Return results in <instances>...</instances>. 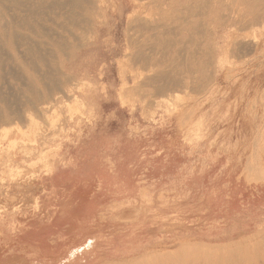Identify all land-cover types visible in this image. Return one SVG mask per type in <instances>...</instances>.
Instances as JSON below:
<instances>
[{"label": "rangeland", "instance_id": "obj_1", "mask_svg": "<svg viewBox=\"0 0 264 264\" xmlns=\"http://www.w3.org/2000/svg\"><path fill=\"white\" fill-rule=\"evenodd\" d=\"M213 2L194 14L203 0H103L101 35H76L82 45H48L30 65L0 50V108L24 117L0 120V264H68L89 243L101 264L147 250L140 264H184L189 250L185 264H223L218 251L228 264L248 236L264 258V0ZM196 23L204 68L190 73ZM159 71L186 88L158 87Z\"/></svg>", "mask_w": 264, "mask_h": 264}, {"label": "bare ground", "instance_id": "obj_2", "mask_svg": "<svg viewBox=\"0 0 264 264\" xmlns=\"http://www.w3.org/2000/svg\"><path fill=\"white\" fill-rule=\"evenodd\" d=\"M200 0H194V3H197V2H199ZM204 1V3H205V5L204 6H200V7H198V6H193V7H191V12L192 13H194V14H198V12H199V8L201 9V12L202 13H207V12H210V11H213L214 10V8H215V4H214V2H213V0H203ZM0 50H2V51H4V49H5V51H6V49H9L10 51H13L14 52V60H16V62L18 63V64H23V63H25V61H26V63L28 64V65H30L31 63H32V60H33V62L36 60V58H39L40 57V55H41V57H42V54H41V51H42V49L43 50H45L46 49V46H48V45H52L53 47H57L59 50H61V51H64V50H66V49H69V47H71V46H73V45H77V46H79V44H83V43H80L79 42V40H78V42H75L76 44H73L74 43V41L75 40H77L78 38L76 37V35H78L79 36V34H81V33H87L88 34V32L89 31H94V33L97 35V34H99V35H101V33H100V29H98V26H101L102 24H105L106 22H101V21H99L98 19L100 18V17H102L103 16V14H101V11L103 10V11H105L106 10V7L105 6H103V0H0ZM49 13H51L52 15L49 17V18H47V16L49 15ZM52 18V19H51ZM49 20H51V25L50 26H47V22H49ZM141 24V28H148V27H151V26H153L152 24H150V23H143V22H141L140 23ZM252 24V23H251ZM203 23H196V25H193V27L198 31V33H200V35L202 34V32L204 33V31H203ZM75 29H77V30H75ZM75 30V31H74ZM81 30V31H80ZM87 34H85V35H87ZM97 37V36H96ZM93 38V37H92ZM200 38H202V35L200 36V37H198L197 39H193L192 40V42L193 43H191V46H190V50H191V53H192V57H193V60H194V63H195V65L192 67V69H191V71H190V73L192 72V70H193V72L194 73H196L198 70V67H200V68H204V65H203V63H202V61H204V59H205V53H204V51H203V48L202 47H200L199 46V42L201 41L200 40ZM80 39V38H79ZM151 39V38H150ZM149 39V40H150ZM94 40V39H93ZM153 42L155 43V44H160V42H159V38L158 37H155V39L153 40ZM153 43V44H154ZM89 44V43H88ZM52 47V48H53ZM45 48V49H44ZM51 49V48H50ZM48 50V49H47ZM48 52V51H47ZM46 52V53H47ZM4 53V52H3ZM9 53V52H8ZM5 54V53H4ZM11 55V54H10ZM0 56H1V54H0ZM44 56H45V54H44ZM54 56V55H53ZM52 56V57H53ZM2 57V56H1ZM11 57V56H10ZM69 57V56H68ZM135 59H136V61H138V60H144V59H146L147 58V55L145 54V52H143V51H138L137 53H136V55H134L133 56ZM27 59H29V60H31V62L30 63H28L27 62ZM208 59V58H207ZM5 61V60H4ZM43 62H44V59H43ZM2 63V62H1ZM35 63H36V61H35ZM3 64V63H2ZM37 64V63H36ZM35 64V65H36ZM197 64H198V66H197ZM202 64V65H201ZM4 65V64H3ZM2 65V66H3ZM6 65V64H5ZM39 66V65H38ZM37 66V67H38ZM5 67V66H4ZM9 70V69H8ZM13 70V69H12ZM40 70V69H39ZM38 70V71H39ZM53 70V69H52ZM35 71H37L36 69H35ZM10 72V71H9ZM12 72V71H11ZM17 72V71H16ZM45 72V71H44ZM47 72V71H46ZM49 72V71H48ZM4 73V72H3ZM18 73V72H17ZM16 73V74H17ZM21 73V72H20ZM19 73V74H20ZM23 73V72H22ZM201 78H209V76L210 75H207V73L204 71V70H202L201 71ZM7 74V73H6ZM63 74V73H62ZM4 75V74H3ZM24 75V74H23ZM42 75H43V73H42ZM69 75V74H68ZM200 75V74H199ZM25 76V75H24ZM64 76V75H63ZM183 74H181L180 72H175V73H173L172 75L169 73V72H167V71H159V72H157L153 77H151V78H149V80L150 81H156V82H158V87L160 86V83L161 82H165V83H167V84H169L170 85V88H173V89H177V90H179L178 88H186L185 86H186V84H185V82H184V80H183ZM197 76V75H196ZM195 76V74L193 75V77L195 78L196 77ZM5 77V76H4ZM52 77V76H51ZM62 77V76H61ZM65 77H67V80H68V76H65ZM65 77H62V79H64ZM197 77H199V76H197ZM8 78V77H7ZM20 78V77H19ZM18 78V79H19ZM53 78V77H52ZM58 78V77H57ZM71 78V77H70ZM17 79V78H16ZM60 79V78H59ZM73 79V78H72ZM75 79V78H74ZM25 80V79H24ZM197 80V79H196ZM55 81V80H54ZM61 81V80H60ZM206 81V80H205ZM3 82V81H2ZM72 82V81H71ZM16 83V82H15ZM25 83V82H24ZM49 83V82H48ZM54 83V82H53ZM135 83V82H134ZM26 84V83H25ZM55 84V83H54ZM136 84V83H135ZM27 85V84H26ZM47 86H48V84H46ZM137 85V84H136ZM8 86H10V85H8ZM12 86V85H11ZM134 86V85H133ZM0 87H1V85H0ZM49 87V86H48ZM57 87H58V85H57ZM50 88V87H49ZM61 88V87H60ZM59 88V89H60ZM164 89L165 88H167V86H164L163 87ZM210 88V87H209ZM208 88V89H209ZM1 89V88H0ZM58 89V90H59ZM49 90V89H48ZM62 90L63 91H65L63 88H62ZM34 91V90H33ZM134 91V90H133ZM3 92V91H2ZM1 92V93H2ZM9 92V91H8ZM11 92V91H10ZM23 92V91H22ZM1 93H0V95H1ZM49 93H51V92H49ZM19 94H21V93H19ZM42 94V93H41ZM66 94V93H65ZM64 94V95H65ZM199 94V93H198ZM9 95V94H8ZM49 95V94H48ZM73 95V94H72ZM66 96V95H65ZM38 95H36V99H38ZM43 97V96H42ZM72 97V96H71ZM5 98V97H4ZM3 98V99H4ZM41 98V97H40ZM9 99V98H8ZM17 99H19V98H17ZM31 100H32V98H31ZM30 100V102H31V104H34V103H32V101ZM40 100V99H39ZM10 101V100H9ZM29 101V100H28ZM34 101V100H33ZM42 101V100H41ZM53 101V100H52ZM13 102H14V100H13ZM29 102V103H30ZM38 102V101H37ZM15 103V102H14ZM18 103V102H17ZM125 103V102H124ZM46 104V103H45ZM52 104V103H51ZM247 105V104H246ZM19 106V105H18ZM17 106V107H18ZM37 106V105H36ZM36 106H34L35 107V110L37 109L36 108ZM16 106L15 107H12V105L10 106V105H8V103L7 102H5L4 103V105L2 106V108H0V120L1 119H3V118H13V119H23L24 117L22 116V112H21V109L18 107L17 108ZM22 108V107H21ZM32 108V107H31ZM31 108H29V109H31ZM39 108V107H38ZM40 109V111H41V108H39ZM27 110V109H26ZM35 110L33 111V112H35ZM42 110H43V108H42ZM48 109L46 108V111H47ZM37 111H38V109H37ZM39 111V112H40ZM33 112H31V113H33ZM39 112H38V114H39ZM44 112H45V110H44ZM143 112V111H142ZM26 113V112H25ZM30 113V114H31ZM46 113V112H45ZM47 113H49V112H47ZM81 113V112H80ZM37 114V113H36ZM35 114V115H36ZM41 114H42V111H41ZM146 114V113H145ZM27 115V114H26ZM147 115V114H146ZM24 116H25V114H24ZM31 116V115H30ZM43 116V115H42ZM45 116V115H44ZM43 116V117H44ZM34 117V116H33ZM39 117H40V115H39ZM146 117V116H145ZM35 118V117H34ZM33 118V119H34ZM45 118H46V116H45ZM32 119V118H31ZM32 119V120H33ZM41 119H43V118H41ZM7 120H9V119H7ZM7 120H6V122H7ZM24 120V119H23ZM5 121V120H4ZM13 121V120H12ZM20 121V120H19ZM30 123H32V121L30 122ZM37 123V122H36ZM9 124V123H8ZM26 124V123H25ZM25 124H23V125H25ZM41 124V123H40ZM13 125V124H12ZM16 125V124H15ZM27 125V124H26ZM46 125V124H45ZM47 125H49V124H47ZM54 126V125H53ZM24 127H26V126H24ZM47 127V126H46ZM50 127V126H49ZM1 128H4V125H3V127H1ZM0 128V129H1ZM5 129V128H4ZM3 129V130H4ZM18 129H20V128H18ZM2 130V129H1ZM1 132V131H0ZM22 132V131H21ZM25 132V131H24ZM2 134V133H1ZM0 134V135H1ZM35 135V134H34ZM30 138V137H29ZM16 139V138H15ZM21 140V139H20ZM16 142V141H15ZM34 142V141H33ZM36 142V141H35ZM25 143V142H24ZM12 144V143H11ZM8 146H9V144H8ZM12 146V145H11ZM15 146V145H14ZM4 147V146H3ZM7 147V146H6ZM10 147V146H9ZM7 149H9L8 147H7ZM3 151V150H2ZM5 151V150H4ZM1 153V152H0ZM1 161V160H0ZM8 161V160H7ZM10 162H11V160H10ZM50 162V161H49ZM52 163V162H51ZM50 163V164H51ZM7 164V162H6V160H5V165ZM9 164H11V163H9ZM9 164H8V166H9ZM48 164V163H47ZM46 164V165H47ZM247 164V163H246ZM12 165V164H11ZM42 165H44V163L42 164ZM251 165V164H250ZM1 166V165H0ZM4 166V165H3ZM7 166V167H8ZM15 166V165H14ZM50 166V165H49ZM51 168H49V167H47V168H49V171H52V169L55 167L54 165L52 166H50ZM13 168V167H12ZM253 168H255V167H253ZM20 169V168H19ZM248 169H249V166H248ZM252 168H250V170H251ZM2 170V169H1ZM253 170V169H252ZM2 171H4V170H2ZM247 171H249V170H247ZM4 173H6V169H5V172H3L2 174H4ZM18 173V172H17ZM16 173V174H17ZM248 173V172H247ZM7 174V173H6ZM240 174H242V173H240ZM12 175V174H11ZM15 174H13V176H14ZM10 178H11V176H9ZM14 177H16V176H14ZM14 177H13V180H14ZM17 178V177H16ZM250 179V181H251V178H249ZM16 180V179H15ZM1 183V182H0ZM4 184V183H3ZM3 184H0V186H2ZM100 187V186H99ZM142 191V190H141ZM10 197H11V195H10ZM12 197H14V196H12ZM15 198V197H14ZM38 201V200H37ZM129 201V200H128ZM150 201V200H149ZM117 202V201H116ZM123 202H121V204H122ZM125 203V202H124ZM127 203V202H126ZM35 204V203H34ZM34 204H33V206H34ZM231 207V206H230ZM232 208V207H231ZM2 209V208H1ZM101 212V211H100ZM167 226V225H166ZM165 226V228H167ZM170 226H172V225H170ZM261 231L263 232V230L261 229ZM259 233V234H261V235H263L264 234V232L263 233ZM258 235V234H257ZM253 236V235H252ZM221 237H223V236H221ZM220 237V238H221ZM255 237V236H254ZM244 238V237H243ZM251 237H247V239H246V237L244 238V239H246V241L244 240V239H238V240H235V241H232V242H225V243H227V244H229V246L227 245V247H229L230 248V245H231V250L233 249L234 250V248H233V246H236L238 243L237 242H241L242 240H243V242L245 241V246H246V243H249V240H251L250 239ZM263 238H264V235H263ZM92 239H94V238H92ZM249 239V240H248ZM183 240H185L184 238L182 239V240H180V241H182L181 242V245H182V243H183ZM93 241V240H92ZM194 241V240H193ZM248 241V242H247ZM252 241H254V240H252ZM252 241H250L251 243H252V245H250L251 243H249V244H247V245H250V247H252L253 245H255ZM198 242L200 243L201 241H199V240H197V243H196V245H199L198 244ZM234 242H236V245L234 244ZM240 242H239V245H240ZM255 242V241H254ZM256 242H258V240H256ZM177 243V242H176ZM184 243H186V242H184ZM190 243V242H189ZM225 243L224 244H222V246H224L225 247ZM232 243H233V246H232ZM93 244H95V243H89L88 244V247L90 246V253H88V254H84V253H82L81 252V250H79V249H77V250H74V251H72V254H71V261L68 263V264H101V263H98V259H99V256L98 257H95V255H93L92 253L94 252L93 251V249H91V248H93L94 247V245ZM165 244V243H164ZM169 244V243H168ZM173 244V243H172ZM171 244V245H172ZM187 244V243H186ZM191 244H192V240H191ZM195 244V243H194ZM206 244V243H205ZM205 244H203V245H205ZM208 244V243H207ZM206 244V245H207ZM215 244V243H214ZM218 244V243H217ZM219 244H221V242H219ZM241 244H244V243H242L241 242ZM170 245V246H171ZM174 245V244H173ZM178 245H180V244H178ZM180 245V247H182ZM193 245V244H192ZM191 245V246H192ZM195 245V246H196ZM200 245L202 246V244L200 243ZM165 247V249H166V245H164ZM176 247H177V245H175ZM189 246V245H188ZM195 246H193V248L195 247ZM245 246H242V247H244V249L245 248H248V250L247 249H243L242 250V252L243 253H241V250H235V251H237L238 252V254H237V252L235 253V255L236 256H231L230 258H231V260L229 259V262L231 261V263H228V264H252V262H255V261H253L255 258H256V256L257 257H259V258H261L260 257V255L258 256V254L256 255L255 253L258 251V247H257V245H255L256 247H257V251H255V246H253V248L251 249L249 246L248 247H245ZM81 247V246H80ZM79 247V248H80ZM84 247V246H83ZM168 247H169V245H168ZM180 247H177L178 248V251H186V250H180ZM186 247V246H185ZM185 247H184V249H185ZM209 247V246H208ZM214 247V246H213ZM218 247H219V245H218ZM223 247V249H225ZM237 247V249H239V248H241L240 246H239V248H238V245L236 246ZM235 247V248H236ZM77 248V247H76ZM149 248V247H148ZM148 248H146L145 246H143V247H140V246H137V247H135L133 250H132V252H134L135 253V251H137V252H139V251H142V250H146V249H148ZM151 248H153V247H151ZM150 248V249H151ZM171 248V247H170ZM169 248V249H170ZM175 248V247H174ZM176 248V249H177ZM195 248H197V247H195ZM198 248H199V246H198ZM201 248H203V247H201ZM216 248V247H215ZM255 248V249H254ZM149 249V250H150ZM156 252L157 251H159V249L157 250V248L155 249V248H153ZM152 249V250H153ZM161 249H163V247L161 248ZM161 249H160V251H161ZM200 249V248H199ZM208 249V248H207ZM211 249V248H210ZM164 250V249H163ZM163 250H162V252H163ZM175 250V249H174ZM173 249H172V251H174ZM196 250V249H195ZM198 250V249H197ZM202 250H204V249H202ZM205 250H206V248H205ZM217 250V249H216ZM227 250H229L228 248H227ZM231 250H229L230 252H231ZM246 250H247V252H246ZM249 250H251V252L252 253H254L256 256H254ZM253 250H254V252H253ZM171 251V250H170ZM170 251H168L169 253H172V252H170ZM208 251V250H207ZM212 251V250H211ZM213 251H215V250H213ZM235 251H233V253L235 252ZM240 251V252H239ZM189 252H191V253H189V254H191L192 255V257H191V259L192 258H194L195 257V255H198L197 254V251H195L196 252V254L194 255V257H193V254L194 253H192L193 251L191 250H189ZM200 252H202L201 250H200ZM203 252H205V251H203ZM210 252V251H209ZM249 252H250V254H252V256L251 255H249ZM122 254H124V253H126V254H124V255H128V250L126 251V250H124L123 252H121ZM133 253V254H134ZM147 253H149V251L147 250L146 251V253H144L143 252V254L142 253H140L141 255L139 256L138 254V256H137V259H139L140 257L142 258L141 260H139L140 261V263H142L143 261V259H144V257L147 255ZM159 253H161V252H159ZM165 253V252H164ZM179 253V252H178ZM183 253V252H182ZM199 253V252H198ZM206 253V252H205ZM216 253V252H215ZM224 252L222 251V254H221V252H220V254H219V251H218V255H219V257L221 258V259H223L224 260V262L222 261V263L224 264L225 263V260H226V258L224 259V257L222 258L221 256L223 255V256H226V257H228L227 255H225V254H223ZM232 253V252H231ZM173 254V253H172ZM175 254V253H174ZM209 254V253H208ZM217 254V253H216ZM227 254V253H226ZM230 254V253H229ZM143 255V256H142ZM183 255H184V253H183ZM190 255V256H191ZM203 255H204V253H203ZM212 256H214V254H211ZM218 255H217V257H218ZM221 255V256H220ZM70 256V255H69ZM132 256H134V255H132ZM136 256V255H135ZM202 256V255H201ZM210 256V255H209ZM139 257V258H138ZM203 257V256H202ZM204 257H205V260L208 258L207 256H205L204 255ZM203 257V258H204ZM216 257V258H217ZM133 258V259H132ZM182 258V257H181ZM186 258H187V261L190 259V257L188 256H186ZM185 258V259H186ZM189 258V259H188ZM197 258H198V256H197ZM197 258H195L194 259V261L197 259ZM251 258H252V260H251ZM254 258V259H253ZM67 259V258H66ZM121 259H122V257H121ZM121 259L120 260H118V258H117V261H119V263L121 262V264H122V262L123 261H121ZM125 259H126V262L127 263H129V264H140L139 263V261L137 260V259H135V257H131V258H129V259H132V260H130L129 261V259L127 258V257H125ZM125 259H122V260H124V262H125ZM190 259V260H191ZM199 259L201 260V258H200V254H199ZM199 259H197V260H199ZM62 260H64V258L63 259H59V260H57L56 262H54L55 264H58V263H60ZM128 260V261H127ZM203 260V259H202ZM208 261H206V262H208V263H210L209 261H210V258L209 259H207ZM212 260V259H211ZM217 260H219L220 261V259H217ZM216 260V261H217ZM249 260V261H248ZM252 262H251V261ZM256 260V259H255ZM258 260H260V259H257V262H258ZM261 260L264 262V258H261ZM112 261H116L115 260V258L113 259H107V261H105L104 260V262H110V263H108V264H117L116 262H112ZM145 261V260H144ZM186 260H184V262L186 263L187 262ZM204 261V260H203ZM202 261V264H206V262H203ZM228 261V260H227ZM226 261V262H227ZM262 261H260L261 263H262ZM189 262V261H188ZM192 262V261H191ZM190 262V264H193V263H191ZM195 262H198V261H195ZM194 262V263H195ZM201 262V261H200ZM218 262V261H217ZM247 262H251V263H247ZM53 263V264H54ZM103 263V262H102ZM118 263V264H119ZM127 263H124V264H127ZM184 263V264H185ZM207 263V264H208ZM211 263H214V264H218V263H215V261L213 262V260L211 261ZM210 263V264H211ZM261 263H254V264H261ZM64 264V263H63ZM67 264V263H66ZM107 264V263H106ZM145 264V263H144ZM187 264H189V263H187ZM195 264H197V263H195ZM201 264V263H200ZM262 264H264V263H262Z\"/></svg>", "mask_w": 264, "mask_h": 264}]
</instances>
